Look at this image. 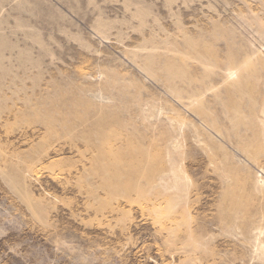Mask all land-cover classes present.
Wrapping results in <instances>:
<instances>
[{
  "label": "rangeland",
  "instance_id": "rangeland-1",
  "mask_svg": "<svg viewBox=\"0 0 264 264\" xmlns=\"http://www.w3.org/2000/svg\"><path fill=\"white\" fill-rule=\"evenodd\" d=\"M183 1L0 0V104L2 105V109H0V142L4 147L6 144V150L3 147L6 152L3 151L1 143L0 147L3 159L6 157L7 162L0 161V164H4V168L7 166V169L14 168L19 174L22 173V188L24 189L23 195L17 189H13L11 183L5 182L3 173L0 174V264H264L257 259H251L253 253L248 244H244L243 236L245 234L244 232L242 235L239 234L245 229L244 227H242L243 230H238L240 232L236 229L238 232L236 234L235 230L232 231L233 234L229 233V229L225 230L223 225L219 226L221 225L220 211L222 212L221 207H223L220 200L222 193L225 192L223 186L226 183L220 186V182L223 180L220 178V171L216 170L213 164L206 162L197 172L192 170L194 175L191 179L199 188L196 186L197 191L193 189L188 195V203L192 204L191 207L189 204V207L187 205V209L190 208L188 209L190 214L188 213V218L186 217L187 219L184 220L187 222L180 224V229L176 224V230L174 224L180 217L175 216L172 223L169 220L173 216L167 218L160 215L162 219L159 217L157 220L156 214L150 210L152 198L151 200L141 199V201L139 199L132 204L128 200H133L135 196L134 193H130L131 195L126 194L127 198L122 194L120 197L111 199L110 202L105 201L106 193L102 192L104 190L99 185L103 183L104 179L97 175L95 177H98L99 180L84 177L87 173L86 169L91 167V159L96 155L93 151L92 156L91 145L87 146L84 143L90 142L93 138L98 144L95 133L91 132L87 126V128H73L74 131L70 134L72 127H70V113L66 112L68 109H63L64 113L58 116L60 119L62 117L66 119L63 126L58 122L54 123V125L57 124L56 126L49 127V130L52 128L53 132H51L52 130L47 132L46 127V132H44L47 121L44 119L45 116L41 117L40 114L35 117L30 113L34 110L31 105L36 102L62 103L60 101L62 97H90L97 102L99 100L107 101L101 99L94 92L82 93L76 87L78 88L79 85L88 87L89 83L94 81L97 83L94 84L97 87L99 80H103L105 76L104 74L100 75L99 70L106 71L108 68L114 67L118 71V77L121 78L120 82L122 83L118 84L121 88L117 86V89L112 90L116 95L147 97L150 94L148 97L154 95L162 99L169 98V104L172 102L179 110L186 109L185 114H190V117L197 121V116L183 106V103H187L188 100L175 99V96L165 87L162 78L150 77L139 69V59L136 57L131 59V52L144 55L147 51L136 50L133 45L143 42L144 35L146 39L153 38L155 41L161 42V46L165 39H176L181 43L182 35L178 31L179 28L195 32L201 28L204 22L211 24V20L216 22L221 19L229 27L235 28L234 35L238 44L244 45L247 50L255 51L257 55L264 57V0H226V4L225 0H186V6ZM168 3H171L170 8ZM140 6L151 12L144 18L145 23L139 27L138 19L133 18L132 14ZM184 12L189 15L184 17ZM98 20L113 25L111 29H102L107 38L101 37L96 32ZM130 24L134 26L131 28ZM219 43L223 48L224 42ZM220 46L219 48H221ZM257 49L259 51H256ZM151 52L165 54L166 51L160 48ZM221 53L224 54V50ZM167 55H170V52ZM27 57L32 62L39 63L38 70L31 68V62ZM193 64L195 65V63ZM217 73L216 80L220 82L223 71L219 69ZM33 81L35 82L34 86ZM130 81L135 84V88L131 86ZM127 84L132 88H124V86H128ZM137 87L141 89L138 91ZM27 91L30 92L29 95ZM61 91L64 93L63 96ZM104 92L105 96L112 95L105 88ZM134 94L136 95L134 96ZM205 96L210 97L211 92H207ZM68 101V99H64V103L70 105V101ZM131 107L133 108L132 112L137 110L136 106L132 105ZM123 113L125 117L126 115L128 117L125 119L129 120V113L126 110ZM125 122L123 121L121 130L128 133L126 132L127 134L124 136V132L122 131V133L120 130L121 139L124 140L132 129L130 125L124 126ZM9 124L10 126H8ZM66 130L68 131L65 134ZM44 135L49 137L45 139ZM145 135L148 137V134ZM73 136H75L74 142L71 139ZM216 137L218 136L216 135ZM49 138L52 142L48 140ZM134 138L137 143L136 136ZM77 139H80L79 143H77ZM121 144L117 142L116 147ZM85 146L86 149L90 147L91 151L84 150ZM124 146L126 147L123 145L121 151L125 153L128 151V147ZM116 147L114 146L113 149ZM228 148L235 150L231 144L228 145ZM132 153L133 157L136 156V149ZM83 156L84 158H82ZM132 160L136 161L133 162L136 166L138 158L135 157ZM53 161H56L54 162L56 165L54 163L52 165ZM261 164L264 165V161ZM130 165H132L131 162L129 165L127 162L125 170L131 171ZM255 167L252 169L255 170ZM4 168L1 166L0 170ZM123 168L122 170H124ZM258 169L261 171V168ZM262 173L264 175L263 171ZM88 181L91 187L96 189L94 194L97 198H94L92 194L88 195L91 190ZM28 199H33L34 202L43 205L47 213L44 210L45 213L38 216L30 203L27 202ZM245 199L249 200L250 205L247 209L245 208L244 216L248 213L254 214L258 207L257 200L252 197ZM104 202H107L106 207H104L106 205ZM251 203L255 205L252 206ZM180 209L181 207L178 210ZM250 214L248 215L249 220L252 217ZM190 215L191 217H189ZM244 216L240 214L241 218L238 219L240 226H244L249 221L244 219L246 218ZM190 218L191 220H188ZM174 219L175 222H173ZM178 221L180 222V220ZM169 226L172 228H168ZM168 229H175L176 232L172 230L175 233L168 234L171 232ZM187 229L189 232L187 231L186 234ZM184 233L185 239H183ZM193 233L200 234V239H198L200 243L198 242L196 248L193 246L194 243H191V239L188 241L193 248L190 244L188 246L187 242L185 245L184 242L188 238V234ZM168 235H172L173 238ZM175 238L179 241L174 240ZM180 241L183 242L180 243ZM172 245L177 248L174 246L173 251H170L173 248ZM168 248L170 249L168 250ZM209 248L210 250H208ZM194 251L197 252L194 253Z\"/></svg>",
  "mask_w": 264,
  "mask_h": 264
},
{
  "label": "bare ground",
  "instance_id": "bare-ground-1",
  "mask_svg": "<svg viewBox=\"0 0 264 264\" xmlns=\"http://www.w3.org/2000/svg\"><path fill=\"white\" fill-rule=\"evenodd\" d=\"M183 3L186 6V0H184ZM224 3L226 4L227 1L225 0ZM170 5L171 3H168L169 8ZM126 8L128 9L127 5ZM150 12L149 9L140 6L132 14L133 18L135 17L138 19L139 27L145 23L144 18ZM187 15H189V13H183L184 17ZM210 18L212 19L213 17ZM245 19L249 20L248 18ZM96 23V32L101 37L107 38V36L104 35L105 31L102 29H111L113 25L103 20H98ZM133 26L134 25L130 24L131 28ZM178 31L182 35L181 43L176 39H165L163 40L165 44H163V46H161V42L155 41L153 38L146 39L144 35L142 38L144 41L140 44L133 45V47L136 50H145L147 53L139 55L135 52H131L130 58L133 59L136 57L139 59L140 63H138V67L145 72L146 75L153 78H162L165 87L175 96V99L188 100L187 103H183V106L197 116V121L193 120L190 114H185V111H187L186 109L179 110L172 102L169 104V98L165 99L164 97V99H162L154 95L148 97L150 94L147 95V97H120V95H116L112 90L117 89V86L121 88V86L118 85L121 83V78L118 77V71L114 67H110L106 71L99 70V74H104L105 76L103 80H99L100 82L97 87L94 85L97 84L95 81L89 83L90 85L88 84V87H83L82 85H79L78 88L76 87V89L82 93L86 91H90L91 93L94 92L96 95L100 96L101 99H106L107 101L99 100L97 102L93 101L90 97H62L60 99L62 103L52 101L36 102L34 105H31L34 110L30 113L35 117L40 114L41 117L45 116L44 119L47 121L44 126V132H46L45 127L48 132L50 126L54 127L57 125H54V123L60 122L61 125L66 123L64 117L60 119L58 116L64 113V111L62 112L63 109H68V111L70 109V112L66 111L67 114L70 113V127H72L70 128V134L74 131L73 128H87V126L90 128L91 132L95 133L98 144H96L93 138L90 141L91 144L90 142L84 143V145L87 146L91 145L90 147L93 149L91 151L89 149L90 147L86 149L85 146L84 150L91 151V155L94 154L93 151L96 153L95 156L92 155V163L90 162L91 167H89L90 169L88 168V170L86 169L87 173L84 177H87V179H98V177L104 179L103 183L99 185L104 190L102 192L106 193L107 198L105 201L110 202L111 199L117 198V196L120 197L122 194L127 198L126 194L129 195L130 193H134L135 196L133 200H128V202L132 204L139 199L141 201V199L151 200L152 198L153 202L150 201L152 203L150 210L156 214V219L159 220L160 215L167 218L173 216L170 219L171 221L169 220V222L172 223V219L175 218V216L180 217L181 219L176 218L177 221L180 220V222L178 221L177 223L175 219L173 221H176L174 225H179L178 228L182 222H187L184 221L190 211L188 210L190 208L187 209V205L189 204L190 207L192 205L188 203V195L191 194L193 189L196 190L197 186L191 179V177H193L192 175H194L193 172H197L200 167H202L203 163L208 162L209 164H213L214 168L220 171V178L223 180L220 182V186L226 183L225 186H223L225 192L222 193V199L220 200L223 207H221L222 212L220 211L221 216L219 220L221 225L219 226L223 225L226 228L225 230L229 229V233L231 232L233 234L234 232L232 231L235 230L236 234L244 227L245 229H243L245 231L242 229V233L239 234L242 235L243 232L245 234L243 236L244 244H248L253 253L251 259H257V261L259 260L264 263V175L262 173V171L264 172V165L261 164V162L264 161V57L257 55L255 51L247 50L244 45L238 44L234 35L235 28L229 27L225 22H222L221 19L218 21L216 20V22L211 20V24L204 22L201 28L195 32L182 28H179ZM221 41L225 44L223 48L219 43ZM219 46L221 48H219ZM160 48L166 51L165 54L151 52L154 49ZM36 50L35 52L37 53ZM223 50L224 54L221 53ZM256 51L259 50L257 49ZM168 52H170V55H167ZM27 58L31 62V68L38 70L39 63L32 62L29 57ZM193 63H195V65ZM219 69L223 71L220 82L216 80V77H218L217 70ZM34 84L35 82L33 81V86ZM129 85L124 86V88L129 87ZM131 86L135 88V84H132V82ZM104 88L109 90L112 95L108 94L105 96L104 94L106 93L104 92ZM131 88L129 87V89ZM139 89L141 88L137 87L138 91ZM209 91L212 97L205 96ZM70 92L72 91L70 90ZM29 94L30 92L28 95ZM36 94L35 91V95ZM63 94L64 93H62V96ZM115 95L116 97H114ZM135 95L136 94H134V96ZM64 99H68L70 105L69 103L65 104ZM132 105L137 108L135 112L131 110L133 109L131 107ZM0 109H2L1 104ZM124 110L129 113V120L125 119L128 117L127 115L126 117L124 116ZM19 116L17 117L19 118ZM64 116L66 117V114ZM32 120L34 121V119ZM29 121L31 122V120ZM33 121L31 123H33ZM123 121H126L124 126L130 125L132 127L129 136L127 135L129 139L125 137V140L123 138L122 140L120 136L121 132H124V130H121ZM68 125L67 123V126ZM8 126H10V124ZM32 126L34 127L33 124ZM12 127L14 128V126ZM50 130H52V128H50ZM67 131L68 130L64 133L66 134ZM51 132H53V130ZM126 132H124V136L128 133ZM145 134H148V137ZM58 135L62 136L60 133ZM135 136L137 143L134 138ZM47 137L49 136L47 135L44 138L46 139ZM50 137H52L51 134ZM74 138L75 136L71 139L73 140ZM145 139H147V141H144ZM48 140H50V138ZM78 140L80 139H77V143H79ZM117 142L126 145V147L124 146L125 148L128 147V151L125 152L126 155H124V151H121V147H123L122 144V146L120 145L121 147H116L119 145H116ZM0 143L2 146V142ZM230 144L235 150L228 148ZM70 146L72 148V145ZM114 146L116 148L113 149ZM3 147L4 146H2L3 151L4 148L6 150V144L5 147ZM2 149L0 147V161L5 160L4 163H7L6 157L3 159ZM135 149L136 156L133 157L132 152ZM84 154L85 153H83V155ZM242 154L243 156H241ZM91 155L89 154V156ZM84 156L82 158H84ZM135 157L138 158L139 163H136V166L133 164V162L135 163L136 161L132 160ZM185 160L188 161L185 162ZM54 162L56 161H53L52 165H56ZM127 162L128 165L129 162L132 164L130 165L132 166L131 168L129 166L131 171L125 170V168H127L125 167ZM72 165L74 164L72 163ZM1 166L4 168V164ZM60 166L58 165L59 168ZM254 166H256L255 170L252 169ZM6 167L0 170V174L3 173V179L9 184L11 183L13 189H17L19 193L24 195L22 192L24 191L22 188V173L19 174L16 169H7ZM32 167L34 166L32 165ZM194 167L196 169H192ZM122 168L124 170H122ZM258 168H261V171ZM96 175L98 176L97 178L95 177ZM84 177L82 176L83 179ZM89 181L88 184H90ZM80 186L82 187V185ZM197 188H199V186H197ZM95 191L96 189L91 187L88 195L92 194L94 198H97L96 194H94ZM245 196L248 198L252 197V199L254 198L258 203L255 213H251L252 215L248 213V215L250 214V216H252L250 220L248 215L244 216L246 214V209L250 205L249 200H246L245 198L247 197ZM28 200L27 202L30 203V206L38 216L45 213L43 205H39L37 202H34L33 199ZM107 202H104L106 204L104 207L107 206ZM178 206L181 207L180 210H178ZM45 211L47 213V210ZM240 214L246 217L244 219L249 220L244 226H240L239 224L240 222L238 219L241 218ZM189 217H191V215ZM160 218L162 219V217ZM188 220H191V218ZM177 225L174 227L176 230ZM168 228L172 227L169 226ZM175 229H168L171 231L168 232V234L175 233ZM188 229L186 231L184 230L186 234L189 232ZM236 229L240 231L237 232ZM172 230H175V232ZM198 230H200V228H198ZM203 231L205 234V229ZM202 233L201 229V235ZM184 235L185 233L183 234V239L186 237ZM188 235L189 239L186 238L185 241L182 239L185 245L187 242L189 246V241L191 239V243H194L193 246H198V242L200 243V241H198V239H200V234L193 233ZM169 237L173 238L172 235ZM174 240L179 241V239L176 238ZM183 241H180V243ZM191 245L192 244H190V246ZM168 246L170 247V244ZM174 246L170 251H173L176 247ZM210 248L208 250H210ZM169 249L170 248H168V250ZM195 252L197 251H194V253Z\"/></svg>",
  "mask_w": 264,
  "mask_h": 264
}]
</instances>
